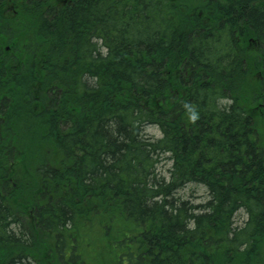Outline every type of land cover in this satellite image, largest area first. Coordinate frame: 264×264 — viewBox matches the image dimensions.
Wrapping results in <instances>:
<instances>
[{
	"label": "trees",
	"instance_id": "16d2710c",
	"mask_svg": "<svg viewBox=\"0 0 264 264\" xmlns=\"http://www.w3.org/2000/svg\"><path fill=\"white\" fill-rule=\"evenodd\" d=\"M0 264H264V0H0Z\"/></svg>",
	"mask_w": 264,
	"mask_h": 264
},
{
	"label": "rangeland",
	"instance_id": "374dc122",
	"mask_svg": "<svg viewBox=\"0 0 264 264\" xmlns=\"http://www.w3.org/2000/svg\"><path fill=\"white\" fill-rule=\"evenodd\" d=\"M68 1H71V0H65V2H68ZM146 133L151 136H156V137L161 136V133L155 127H148L146 129ZM169 168H170V163L168 161H164L160 165V172L168 176ZM180 195L183 199L193 202L195 204H201V203L207 202L209 199V195L206 189L203 186L196 185V184H191L188 187H186L183 191H181ZM243 218H244V215L239 214L238 219L240 222H242Z\"/></svg>",
	"mask_w": 264,
	"mask_h": 264
},
{
	"label": "clouds",
	"instance_id": "9594fccd",
	"mask_svg": "<svg viewBox=\"0 0 264 264\" xmlns=\"http://www.w3.org/2000/svg\"><path fill=\"white\" fill-rule=\"evenodd\" d=\"M193 119L195 118V116L193 115V117H192Z\"/></svg>",
	"mask_w": 264,
	"mask_h": 264
}]
</instances>
